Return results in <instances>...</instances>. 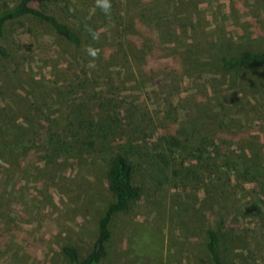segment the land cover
Here are the masks:
<instances>
[{
	"label": "rangeland",
	"instance_id": "obj_1",
	"mask_svg": "<svg viewBox=\"0 0 264 264\" xmlns=\"http://www.w3.org/2000/svg\"><path fill=\"white\" fill-rule=\"evenodd\" d=\"M14 2L0 0V7ZM66 3L57 0V9ZM111 4L107 21L132 65L126 66L120 54L114 57L113 48L94 61L72 53L45 25L27 21L8 35L16 70L0 64V107L6 105L10 117L20 120L28 110L25 116L57 121L51 130L60 132L65 121L54 118L64 106L58 109L56 100H81L86 96L78 85L83 84L91 97L99 96L91 102L103 99L118 113V133L109 140L113 145L140 144L149 150L165 129L208 113L231 119L233 126L264 141V120L259 126L264 93L254 82L258 74L235 76L219 62L244 49H264V0ZM69 7L72 14L86 20L95 14L101 21L103 11L95 0H69ZM31 77L50 107L34 104L36 92L25 84ZM37 147L24 158L0 161V264H68L65 246L85 256L104 208L113 201L99 151L71 149L43 158ZM132 157L141 196L115 219L101 264H211L205 231L215 226L235 238L230 245L243 251L249 264H264V224L250 209L246 182L232 177L222 194L205 176L197 182L166 178L143 156Z\"/></svg>",
	"mask_w": 264,
	"mask_h": 264
},
{
	"label": "trees",
	"instance_id": "obj_2",
	"mask_svg": "<svg viewBox=\"0 0 264 264\" xmlns=\"http://www.w3.org/2000/svg\"><path fill=\"white\" fill-rule=\"evenodd\" d=\"M45 2L48 3L46 8L35 0H15L12 6L3 4L0 7V64L4 69L14 72L17 68L8 35L27 21L45 25L56 42L72 53H85L91 58L85 48L92 46L100 50L98 57L103 59L105 50L113 48L114 57L120 54L126 66L132 65L125 46L114 41L116 29L107 21L104 12L98 13L101 21L95 14L86 20L71 13L69 0L60 10L57 9V0ZM88 27L95 30L102 28L98 41L93 40ZM219 62L226 72L235 76L243 73L249 76L251 71H255L258 74L255 85L262 87L264 93V49H244L222 56ZM36 83L33 77L25 81L36 92L34 104L50 107L40 96L42 92ZM78 86L84 89L82 93L86 97L79 101L67 100L69 103L66 99L56 100L58 109L64 106V110L60 109L59 115L54 118L65 121L60 132L51 130L57 121L48 117L36 119L29 114L25 116L26 110L22 119H14L10 117L6 105L0 107V161L5 159L10 162L11 157L17 160L19 156L24 158L36 146L44 152L43 158L74 149L79 152L99 151L105 160V175L113 201L104 208L98 220L97 236L85 256H80L72 246L63 248L68 264H101L107 256L115 219L128 211L141 196V188L134 182L137 163L132 155L143 156L153 170L162 176L167 175L166 178L197 182L205 176L212 189L222 194L232 177L242 184L246 182L250 186V209L264 224V141L259 134L244 133V130L232 125L231 119H213V113H208L203 118L187 119L177 129H165L149 150L140 144L113 145L109 140L118 133V113L115 115L114 109H110L113 108L111 104L103 99L91 102L99 96L91 97L83 84ZM259 120L261 126L264 119ZM230 144L235 149L225 148ZM220 228L209 227L205 231V249L211 264H249L243 257L244 252L235 251L236 248L230 245L235 238L226 236Z\"/></svg>",
	"mask_w": 264,
	"mask_h": 264
},
{
	"label": "clouds",
	"instance_id": "obj_3",
	"mask_svg": "<svg viewBox=\"0 0 264 264\" xmlns=\"http://www.w3.org/2000/svg\"><path fill=\"white\" fill-rule=\"evenodd\" d=\"M95 3H96V6L100 8L106 15H110L111 8H112L111 0H95ZM87 30L89 31L94 41L99 40L100 38L99 30L92 29L91 27H88ZM85 51L87 55L90 56L92 60L94 61L96 58H98L100 50L92 46H87L85 48ZM90 66H91V62H90Z\"/></svg>",
	"mask_w": 264,
	"mask_h": 264
}]
</instances>
